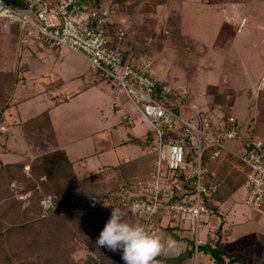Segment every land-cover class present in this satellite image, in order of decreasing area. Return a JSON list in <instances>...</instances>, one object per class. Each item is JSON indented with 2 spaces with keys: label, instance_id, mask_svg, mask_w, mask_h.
Returning <instances> with one entry per match:
<instances>
[{
  "label": "rangeland",
  "instance_id": "rangeland-1",
  "mask_svg": "<svg viewBox=\"0 0 264 264\" xmlns=\"http://www.w3.org/2000/svg\"><path fill=\"white\" fill-rule=\"evenodd\" d=\"M195 1L189 6L184 5L187 1L181 0L175 5L166 7L165 4L154 9L151 0H136L132 17L122 14L121 7L118 9L117 5H113L115 11L112 18L117 22L123 15L126 16L130 41L144 44L142 48L151 43V50L138 53L132 49V56L149 55L153 58L157 72L154 77L158 74L165 76L167 86L176 88L170 89L171 99L175 94L177 100L183 99V104L194 102L199 105V111L207 110L215 122L222 115L235 117L239 135L236 139L225 141V145L242 153L243 141L264 138V88L258 87L261 79L264 82V0H243L227 6ZM107 2L102 0L101 3ZM173 9L181 13L183 43L176 46L168 42L158 49V37L150 32L162 29L165 17ZM144 15H153L156 22L149 27L142 19ZM242 17L247 18V23L241 32L236 33L234 26ZM9 35L8 30L0 35V45L9 44ZM36 44L27 45L35 49ZM42 47L45 49L38 54L40 57L36 56L38 60L43 57L41 65L35 56H31L32 52H24L22 59L28 66L25 79L18 84L4 118H0L1 124L6 122V131L10 134L6 146L15 152L0 153V161L11 162L24 157L26 144L18 125L44 110H48L58 143L71 157H79L78 172H95L105 165H114L143 153L139 145L119 143L131 137L149 141L150 135L148 122L123 90L112 80L91 73L88 62L66 47ZM15 60L11 59L10 63ZM85 77L91 85L81 90ZM157 78L161 79L160 76ZM178 113L186 119L193 117V113L185 107ZM126 123L130 125L126 126ZM4 134L0 132L1 143ZM23 168L28 171L29 166ZM246 194L247 190L242 185L219 204L217 217H207L197 235L205 236V231L212 227L213 222L218 225L220 221L222 224L225 222L223 227L228 229V237L221 243L223 249L241 255L246 264H257V259L264 256V246L257 239L258 234H264V208L247 206ZM100 204L99 217H103L109 203ZM124 214L130 224L141 225L132 215ZM105 224L102 223L101 229ZM181 224L182 228L177 231L180 236L169 235L168 248H183L192 242L193 220L188 218ZM161 242L166 248L167 241L161 238ZM99 247L104 253L110 252L106 247ZM114 252L122 255L121 249ZM86 256L83 249L75 253L77 258Z\"/></svg>",
  "mask_w": 264,
  "mask_h": 264
},
{
  "label": "built area",
  "instance_id": "built-area-1",
  "mask_svg": "<svg viewBox=\"0 0 264 264\" xmlns=\"http://www.w3.org/2000/svg\"><path fill=\"white\" fill-rule=\"evenodd\" d=\"M114 11L113 4L100 0H28L25 8L0 0V35L10 25H16L22 44L66 47L86 60L94 73L112 80L123 90L150 126L149 149L156 152V158L154 169L147 177L122 183L108 192L106 199L112 209L132 215L154 234L158 227L152 219L161 207L180 223L188 218L193 220L191 252L196 264L199 247L206 243L197 231L211 213L205 197L214 193L219 183L202 165L203 151L212 148L213 159L231 154L240 161L245 169V203L260 209L264 206V138L242 142L244 150L237 153L225 145V141L239 135L233 115H222L215 122L195 104H172L167 96L168 87L164 86L159 96L153 58L125 54L128 26L125 20H118L115 25ZM244 22L242 19L237 31ZM259 86L264 88L263 79ZM183 107L193 113L192 118L186 119L178 113ZM6 130V124L0 123V131ZM189 146L193 148V156L191 161H186ZM15 197L24 200L27 194L16 192ZM41 203L48 208L50 197Z\"/></svg>",
  "mask_w": 264,
  "mask_h": 264
},
{
  "label": "trees",
  "instance_id": "trees-1",
  "mask_svg": "<svg viewBox=\"0 0 264 264\" xmlns=\"http://www.w3.org/2000/svg\"><path fill=\"white\" fill-rule=\"evenodd\" d=\"M6 1L20 8L28 6V0ZM151 1L154 5L167 2ZM135 2L136 0H108L107 3L117 5L118 9L121 7V12L132 17ZM142 19L149 27L156 22L152 15H144ZM180 25L178 15L168 14L163 28L156 33L150 32L158 37V49L168 42L177 44L176 46L183 43ZM8 32L9 44L0 45V118H4L18 84L25 79L28 66L22 59L24 52H31L29 45L19 42L21 32L16 25H10ZM125 43V54H133L132 49L138 53L152 49L151 43L142 48L144 44L130 41L129 33ZM11 59L16 60L10 63ZM163 87V84L157 82L159 96ZM170 95L169 92L167 96ZM18 127L27 153L21 160L0 161V264H125L122 255L114 251L104 253L96 243L102 223L108 221L113 211L111 202L105 195L124 182L147 177L154 169L156 152L149 149L150 140L145 139L143 142L133 137L125 142L147 149L144 155L103 166L95 172H78V159L70 158L57 143L48 110L24 119ZM3 132L5 134L4 141L0 142V153H8L10 150L6 144L10 134L9 131ZM212 151V148L203 151L202 165L219 181L216 191L205 197L209 205L213 203L210 209L215 212L217 203L223 202L243 185L245 169L231 154L213 159ZM192 156L193 148L189 146L185 160H191ZM25 165L29 166L28 171L24 170ZM16 192L26 193V199L16 198ZM47 196L50 197L51 204L45 209L41 201ZM100 202L109 203L103 217H99ZM164 211V207H161L152 222H160ZM217 232V238L209 240L203 246L210 262L245 264L241 255L227 252L221 247L222 234L220 230ZM257 239L264 246V234H258ZM82 249L87 256L75 257V253ZM258 259L257 264H264V256Z\"/></svg>",
  "mask_w": 264,
  "mask_h": 264
},
{
  "label": "crops",
  "instance_id": "crops-1",
  "mask_svg": "<svg viewBox=\"0 0 264 264\" xmlns=\"http://www.w3.org/2000/svg\"><path fill=\"white\" fill-rule=\"evenodd\" d=\"M178 1H181V0H167V2L165 3V4H167L166 7H169L171 4H174L175 5ZM185 1H187V2H185L184 5H187V6H189L190 4H194L196 2L195 0H185ZM200 1H207L208 3L213 4V5L220 4V6H222V5L227 6L228 4H236V3L240 2V1H243V0H200ZM244 1H246V0H244ZM100 2H102V0H100ZM165 4L155 5L154 6V9H159L158 7L162 8V7H164ZM160 11H162V10H160ZM176 12H178V13H176ZM171 13H174V14L178 15L179 18H180V23H181V21H182L181 15H180L181 13L179 14V11L177 9H173L172 11H170L169 14H171ZM122 14H124L126 16H129L126 12H123V11H122ZM124 15L119 20H125V22H126V19L127 18ZM242 19H244L245 22L241 25L240 30L237 31V28L239 27L240 22H241ZM241 20H240V22L238 24H236L234 26L235 28H234L233 31H235L236 33L241 32V30H242L241 28L247 23V18L242 17ZM115 25H117V22H115ZM181 34H182V32H181ZM182 39L184 40V38H182ZM29 47L31 49V52H32L31 54H32L33 57L34 56L35 57L38 56V54L45 49L44 47H42V44H36V45H34L35 49L34 48L32 49L31 46H29ZM47 49H52V48H48L47 47ZM52 55L54 57H56L57 59H59L54 52H52ZM38 57H40V56H38ZM35 59L37 60V63L40 64V65L44 62L43 57H41V60H38L37 57ZM153 68H154V72H155L156 70H155V67H154V63H153ZM90 72L91 73H94L91 69H90ZM155 73L157 74V72H155ZM158 76H160L161 79L160 78H157ZM158 76H155V78H156L157 81H159V83L163 84V86L168 87L169 89L176 90L175 87L174 88L173 87L171 88L169 85L167 86V84H166L167 82L165 80L166 79L165 76H161L159 74H158ZM83 81H84V83L82 85H80V89L81 90H86L91 85V83L88 80V78H86V77L83 78ZM258 87H260L259 86V83H258ZM174 95L172 96V99L170 98L172 100V104H175L176 105L178 103H183L182 101L177 100L174 97ZM65 98H67V96ZM225 98L226 97H224V100H225ZM174 100H177V101L175 102ZM57 102L58 101H56L55 103H57ZM189 103L195 104L194 102H190V101H189ZM195 105H197V104H195ZM197 106H199V105H197ZM202 111L205 112L211 118V115L207 112V110L206 111L202 110ZM211 119H213V118H211ZM125 125L127 126V125H130V124L129 123H126ZM132 127H133V125H132ZM53 129H54V127H53ZM54 131H55V129H54ZM147 132H148V130L146 131V133ZM55 136H56V133H55ZM131 138H133V137H131ZM136 138H139V137H136ZM56 139H57V136H56ZM139 139L141 141H143V142L145 140V139H141V138H139ZM128 140L129 139L122 140L119 143L120 144H132V143H125ZM57 143H58V140H57ZM58 145H59L60 148H62V149H64L66 151V149H65V147L63 145L61 146L59 143H58ZM134 145H136V144H134ZM9 150H10L9 152H15L14 150H11V149H9ZM142 150H143V153L139 154L136 157H139L141 155H144L147 152V149L142 148ZM144 150H146V151H144ZM66 153L68 154L67 151H66ZM69 157L72 158V159H74V160L79 159V157L73 158L70 155H69ZM20 159H18V160H20ZM132 159H134V158H132ZM15 161H17V160H15ZM11 162H14V161H11ZM221 203L222 202L217 203V209H216V211L215 212L212 211L208 217H210V216H212V217H215L216 216L217 217L219 215L218 206ZM211 204H213V203L211 202L210 205ZM262 208H264V206ZM170 214L171 213L167 209H165V211H164V213L162 215V218H161L160 222L155 223L156 226L158 227L157 235L159 234L161 238H163V239H165L167 241V243H166L167 247L166 248L165 247L163 248V250L161 251L159 257H157L156 260L159 262V264H193V256H192V252H191L192 251V243L193 242H191L190 244H188L187 246H185L183 248H180V247H177V246L175 248H172V247L168 248V242L170 240V236L169 235L170 234L178 235L177 231H179V229L182 228L181 227L182 224L179 222V220L178 221L175 220L173 217H171ZM205 222H207V221H205ZM223 224H222V221H220L219 225L217 223L213 222L212 227H210L207 231H205V236L200 237V238H202L203 240L206 241V243L204 245H206L209 240L214 241L217 238V235H218V232L217 231L218 230L221 231V229H222V231L220 233L222 234V238L223 239L220 241V245H221V243H222L223 240L227 239L228 234L226 232L228 231V229L227 228L224 229ZM225 235H226V237H225ZM178 236H180V235H178ZM204 245H202V246L199 247V249L201 251L196 256V264H212L210 262V260H209L208 253L204 251V248H203ZM221 247H222V245H221ZM197 259H199V260H197ZM243 260H244V258H243Z\"/></svg>",
  "mask_w": 264,
  "mask_h": 264
},
{
  "label": "clouds",
  "instance_id": "clouds-1",
  "mask_svg": "<svg viewBox=\"0 0 264 264\" xmlns=\"http://www.w3.org/2000/svg\"><path fill=\"white\" fill-rule=\"evenodd\" d=\"M125 215L119 209H113L97 245L110 251L121 249L125 264H159L156 258L164 248L161 237L144 226L130 224Z\"/></svg>",
  "mask_w": 264,
  "mask_h": 264
}]
</instances>
